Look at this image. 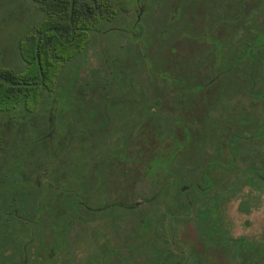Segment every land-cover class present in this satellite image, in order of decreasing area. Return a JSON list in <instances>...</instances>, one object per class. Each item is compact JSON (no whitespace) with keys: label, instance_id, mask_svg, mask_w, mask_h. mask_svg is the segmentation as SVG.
I'll use <instances>...</instances> for the list:
<instances>
[{"label":"flooded vegetation","instance_id":"af4514ba","mask_svg":"<svg viewBox=\"0 0 264 264\" xmlns=\"http://www.w3.org/2000/svg\"><path fill=\"white\" fill-rule=\"evenodd\" d=\"M89 1L101 11L103 25L93 26L95 37L83 41L76 59L64 62L57 73L62 78L50 90L45 137L50 160L15 163L0 152V261L76 264L75 251L81 256L89 251L88 236L97 252L86 262L103 264V241L117 248L115 225L100 213L116 207L146 210L166 201L171 234L161 212L160 226L139 238L156 244L158 259L139 263L264 264V0H214L220 6L211 21L206 9H195L194 18L185 0H112L106 18L101 6L106 0H86L81 6L85 18ZM84 29L87 33V23ZM34 32L39 41L44 33L38 22ZM91 56L96 68L78 81ZM63 79L68 86H61ZM59 91L65 93L64 102ZM132 102L140 103L142 122L125 125L117 109L131 108ZM205 120L211 122L208 136L199 127ZM184 121L196 127L183 129ZM187 137V154L197 160L181 168L179 162L173 169L181 175L177 181L161 171L154 178L159 182L146 179L150 159L175 163L178 155H187L180 154ZM72 167L84 170L83 185L86 170L102 171L100 182L106 173L104 193L100 182L85 189L106 202L92 210L88 202L98 197L84 193L81 210L74 211L72 201L62 198L71 205L58 211L56 171ZM119 187L130 194L125 202L116 195ZM234 200L236 213L244 217L241 226H234L226 211ZM59 215L65 225L56 232L52 221ZM143 215L150 216L147 211L135 214ZM79 233L82 246L72 242Z\"/></svg>","mask_w":264,"mask_h":264},{"label":"trees","instance_id":"16d2710c","mask_svg":"<svg viewBox=\"0 0 264 264\" xmlns=\"http://www.w3.org/2000/svg\"><path fill=\"white\" fill-rule=\"evenodd\" d=\"M0 1L1 28L21 24L25 33L20 35L21 27L9 30L14 33L7 49L11 55L10 64L5 66L0 60V152L4 150L9 162H32L38 158L41 162H48L50 145L45 137L48 131L50 90L54 82L60 80L57 78H62L57 73L64 62L76 59L83 41L95 37L93 26L103 25L101 11L94 10V4L89 1L90 11L88 18H85L81 6L86 5V0ZM111 1L106 0L105 4H101L105 8V18L110 15L107 6L111 5ZM37 22L44 33L39 41L34 32ZM86 23L87 33L84 29ZM66 80L63 79L62 87L68 86ZM58 94L64 102L65 93L59 91ZM41 110L44 111L40 114ZM22 123L24 134L19 132ZM38 132L41 137L39 147L34 145ZM48 185L46 182L47 190ZM57 193L59 196V190ZM57 201L62 203V200Z\"/></svg>","mask_w":264,"mask_h":264},{"label":"rangeland","instance_id":"374dc122","mask_svg":"<svg viewBox=\"0 0 264 264\" xmlns=\"http://www.w3.org/2000/svg\"><path fill=\"white\" fill-rule=\"evenodd\" d=\"M148 1H155V0H148ZM160 1H164V0H160ZM171 2L172 0H165ZM212 1V2H211ZM128 2L130 3V0H128ZM127 2V3H128ZM190 2V3H189ZM211 2V3H210ZM1 3V1H0ZM188 3V9L189 11L192 13V16L194 17L195 14V9H198L200 13L204 12V9L208 10L210 15L208 20H214L216 15H211L212 13H214V10H216L217 7L220 6V4L214 2V0H209V1H205V0H185L184 4ZM197 5V8L195 7ZM215 6L214 8H209ZM192 10V11H191ZM187 17H188V11L186 12ZM187 17L185 20H187ZM195 18V17H194ZM211 18V19H210ZM16 27H21V24H17L15 27L12 25H9L7 28H5V26H0V60H2L3 65L7 66L8 64H10V59H11V55L9 54V52L7 51V49L9 48L10 44L12 43V38L14 37V33H11L9 30L14 29ZM11 33V34H10ZM110 33V34H109ZM18 34V33H16ZM107 36H112L113 33L108 32ZM5 46V47H4ZM6 48V49H5ZM2 49V51H1ZM5 49V50H4ZM4 54L5 56L2 58L1 54ZM158 62V61H157ZM159 65V64H157ZM96 62L94 61V58L91 56L89 57V60L87 63H85L82 68L79 70L78 73V81L79 80H83L86 77V73L89 71V69H95L96 68ZM159 67V66H158ZM153 80V79H152ZM151 82V81H150ZM107 108V107H106ZM141 106L139 102H132V107L131 108H126L121 106L119 109H117V114L119 115V117L122 119V123H126L128 121L134 122V123H140L142 122V110H141ZM44 110H41L40 114L43 112ZM80 122V121H78ZM184 126L182 125V128L186 129L188 126H195L194 122L193 123H189L187 121H184ZM199 127H201V132L204 133L206 136L209 135V133L206 130L211 129V122L210 121H201L199 123ZM79 128H81L80 124L78 123L77 129L79 130ZM262 128L264 130V125L262 124ZM58 130L61 131V128L58 127ZM195 130V129H194ZM59 135V133H58ZM186 136V135H185ZM63 140H65V137H63ZM48 141V139L46 140ZM48 145V144H47ZM185 147H184V152H181L180 154H187L190 153V146L191 145L189 143V138L187 137L185 140ZM49 146V145H48ZM79 147V146H78ZM75 149V148H74ZM50 151V146L49 149ZM75 150H72V153L74 154ZM153 155V154H152ZM151 155V156H152ZM198 155V154H197ZM182 160V162L179 165V168L183 167V163H191L197 160V157H195V155L193 154H187L185 157L184 155H178V159L176 160L175 163H171L167 161H164V159H153L151 161H149L148 165H150V169L147 171L146 173V179L152 178L153 177V181L156 180L157 182H159L157 179L155 178V174L159 173L161 171L162 176H164V173L171 176V173L174 174V176H172L171 181L172 183L176 182L177 180H174V178H178L180 177V173H178V171L176 173L173 172V169H176L179 164V162ZM182 164V165H181ZM81 167H79L78 169H73L72 168H67L68 171L64 170V172L57 170V178H55V180L57 182H55L57 185V191L59 190L60 192V198L62 200V198H64L65 200H71L73 203V207H71L72 209L77 210H81V200H83L82 194L86 193L85 189H90L92 190L93 187L95 185H98V183L100 182L98 177H100L99 173L102 171H98V170H86L88 172V177L86 179V183L83 185L82 182V178H81V174L82 171L84 173V170L80 169ZM61 172V174L59 173ZM179 172H181V170H179ZM239 173L241 174V180H245L244 174H242L240 171ZM249 173L251 174V170L249 171ZM103 176V177H102ZM101 177L103 178V181L100 182V191H106L107 188V175L105 173V175H102ZM81 180V181H80ZM246 181V180H245ZM122 188V187H121ZM116 191L118 193H116V195H118L117 197H119L121 199V201L125 202V198L128 199L129 192H124L120 190L119 188H116ZM175 192V190H174ZM104 193V192H103ZM239 193V190H238ZM88 196L93 197V199H96L95 195H92L91 193H86ZM128 194V195H127ZM137 194V193H136ZM127 195V196H126ZM134 196V195H133ZM132 196V197H133ZM103 197H98V201L96 202H88V204L90 205V208L92 210H94L97 206L96 205H102L104 202L102 199ZM97 200V199H96ZM166 201H162V202H156V204H150L148 205L147 209H141V208H137L136 210H130V209H124V210H120V208H111L110 210L106 211H102L100 213L101 216H109V223L110 225H115V232H113L112 234L115 236V241H116V248L114 249V247L112 246V244H108L107 241H103L104 244L102 246H100V248L102 249L101 251H103L104 253V260H103V264H131V260L134 261L132 264H141L139 263V261L143 260L144 258L146 259H150L152 261H155L158 259V254L156 252V244H150V245H146L145 243H142V241H140L139 238H144L145 237V232L147 231V229L149 228H153V231L160 226V218L162 217L161 212H164L165 214V229L168 231V235L171 234L170 232V227L171 224L169 223V218H170V213L165 212V209L163 208L165 205ZM213 204V203H212ZM1 205V203H0ZM58 205V211H64L66 212L68 209V205L70 206L71 204H69L68 201H63ZM238 205V201L234 200L232 201L230 204L227 205V210L229 211L228 213V217H230V220L232 221V224L234 226H241L242 225V220L244 219V217L242 215H239L236 213V208ZM140 206V205H139ZM147 206V203L144 204V207ZM216 206V204H215ZM154 207V208H152ZM143 208V207H142ZM137 211V212H136ZM140 211H147L149 213V218H147L146 215L140 216L139 218H136L135 214H139ZM61 213V212H60ZM94 214L93 211H91V213L89 214V216H92ZM60 217H56V220H53V224H56V232H58L59 229H61L63 227V218L61 217V215H59ZM169 216V217H168ZM139 224V228L138 225ZM138 228V229H137ZM152 232V231H150ZM149 232V235H150ZM153 233V232H152ZM157 234V233H156ZM107 236V234H105ZM84 235H82L81 233L76 235V239L72 242L74 243H80L82 241H84ZM146 238V237H145ZM158 238L157 235L154 234V236L152 237L153 241H156V239ZM143 240V239H142ZM87 242H88V247H89V251H87V254H83V256H81V252L80 251H75V257L74 260L77 261L76 264H82V263H88V264H92L91 261L86 262L87 259L93 258L96 256V252H97V247L95 245H93L91 237L87 236ZM82 246V244H81ZM57 249V248H56ZM81 249V247H80ZM0 264H12V262L8 261L5 263V261H0Z\"/></svg>","mask_w":264,"mask_h":264}]
</instances>
